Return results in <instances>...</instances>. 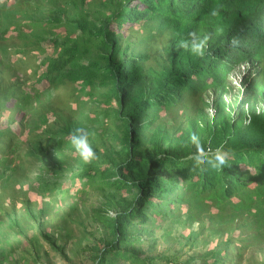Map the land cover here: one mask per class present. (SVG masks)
Returning <instances> with one entry per match:
<instances>
[{"label":"trees","instance_id":"16d2710c","mask_svg":"<svg viewBox=\"0 0 264 264\" xmlns=\"http://www.w3.org/2000/svg\"><path fill=\"white\" fill-rule=\"evenodd\" d=\"M194 42L203 45L199 55ZM241 62L259 69L230 105L227 77ZM68 83L87 98L80 105L91 104L80 111L89 123L50 101ZM186 106L194 111L179 113ZM77 129L95 153L88 163L72 143ZM199 148L206 160L195 158ZM216 155L222 165L209 163ZM19 160L37 162L42 207L38 216L26 209L65 258L43 216L49 202L90 188L101 201L89 264H233L238 245L261 248L264 0H0L2 187ZM8 214L17 227L18 214ZM185 246L196 252L184 256ZM38 255L35 248L32 264ZM0 264H9L1 244Z\"/></svg>","mask_w":264,"mask_h":264},{"label":"rangeland","instance_id":"374dc122","mask_svg":"<svg viewBox=\"0 0 264 264\" xmlns=\"http://www.w3.org/2000/svg\"><path fill=\"white\" fill-rule=\"evenodd\" d=\"M45 3V1H44ZM163 39H160L154 46L156 50L162 47ZM257 64L250 62H241L238 64L227 77L228 91L224 95V99L230 105L237 103L241 98L244 88L247 83L256 75L253 74L258 70ZM21 73H29V70L19 69ZM246 79V80H245ZM30 82V81H29ZM43 83L35 84L36 89H41ZM72 84L60 85L57 91L50 98V101H55V105L64 108V113L74 115L77 118L86 119L89 123L88 117L83 118L82 113L90 112L91 104H82L86 97L82 95H76L72 91ZM210 93V92H209ZM208 93L204 94L207 97ZM209 94V99H211ZM49 102V101H48ZM191 105L194 106L192 103ZM189 110L193 112V107L189 108L186 106V110H179V113H183ZM211 111V107H208ZM80 111L82 113H80ZM49 121H53L52 115L48 113ZM19 117V115H17ZM4 122H6L4 120ZM75 156L73 152L69 153V160ZM44 162V161H43ZM66 164V162H63ZM20 167L17 168L15 174L11 179L7 180L10 186L5 185L4 188L0 185V244L3 246L7 257L9 258V264L14 263V259L18 261V264H32L30 262L35 248L39 251L37 264H89L87 261V248L94 243L95 237H98L100 230L98 227V221L93 218V208L100 205L99 192L90 188V190L84 192L79 198H66L59 202L51 201L46 209L43 216L45 221L44 227L49 235L55 238L58 245L65 246V253L67 258L62 253L54 249L48 242H46L39 234L36 228V221L34 218L28 215L26 205L34 211L35 216H38L39 209L42 207L39 197V192L35 188V181L33 177L36 173L37 162L19 160ZM48 175V174H47ZM18 183H28L24 186L18 185ZM12 187L11 189H9ZM15 195V196H14ZM9 198L13 200H9ZM13 212L18 214V226L10 227L9 214ZM109 213H113L109 211ZM198 217H200L198 215ZM181 221L184 217L180 218ZM173 229L168 231V236L164 237L162 242H165L170 246L176 235L177 228L176 223L173 222ZM216 237V236H215ZM204 237H202L203 239ZM214 240L213 238L208 239V246ZM252 243H250L251 245ZM203 249L207 248V244H203ZM261 248L254 249L251 246L244 249L238 245L241 255L234 256L236 262L233 264H264V246ZM184 249V251H183ZM197 249V248H195ZM195 249H189L187 246L182 248L183 254L192 255L196 252ZM190 253H186V251ZM43 251V252H42ZM232 251H237L232 249ZM235 255V252H233ZM25 258L23 261L21 257Z\"/></svg>","mask_w":264,"mask_h":264},{"label":"clouds","instance_id":"9594fccd","mask_svg":"<svg viewBox=\"0 0 264 264\" xmlns=\"http://www.w3.org/2000/svg\"><path fill=\"white\" fill-rule=\"evenodd\" d=\"M203 50L202 43H193L191 46V51L194 54H201ZM19 115V117H17ZM17 119H20L22 114H17ZM17 125H14L13 128H15ZM83 132L82 129H77L75 133L72 135V143L76 147V149L80 152L82 159L85 163H88L91 161V159L95 158V153L92 150L91 147L87 144V136L85 134H81ZM195 158L197 160L201 159H207V153L203 150V148H199V150L194 154ZM209 163H212L213 166H219L224 163V157L223 155H216L214 161H209Z\"/></svg>","mask_w":264,"mask_h":264}]
</instances>
